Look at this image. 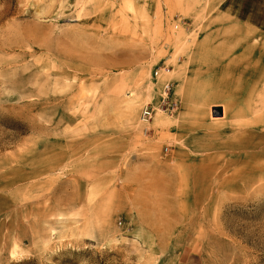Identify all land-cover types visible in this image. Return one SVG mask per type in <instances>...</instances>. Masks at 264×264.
<instances>
[{"label":"rangeland","instance_id":"rangeland-1","mask_svg":"<svg viewBox=\"0 0 264 264\" xmlns=\"http://www.w3.org/2000/svg\"><path fill=\"white\" fill-rule=\"evenodd\" d=\"M248 97L262 0H0V264H264V176L202 146Z\"/></svg>","mask_w":264,"mask_h":264},{"label":"crops","instance_id":"crops-1","mask_svg":"<svg viewBox=\"0 0 264 264\" xmlns=\"http://www.w3.org/2000/svg\"><path fill=\"white\" fill-rule=\"evenodd\" d=\"M264 2V0H262ZM247 121L242 126L227 124L217 125L216 128L203 129L204 147L208 149L217 147L219 154H233L234 167L240 171L243 186L259 184L261 176H264V117L262 122L257 120L254 100L247 98ZM232 126V127H231ZM177 130L171 129V133L177 134ZM216 139V144L212 141ZM259 186L253 190H259ZM264 188V187H263ZM249 196H243L246 198Z\"/></svg>","mask_w":264,"mask_h":264},{"label":"built area","instance_id":"built-area-1","mask_svg":"<svg viewBox=\"0 0 264 264\" xmlns=\"http://www.w3.org/2000/svg\"><path fill=\"white\" fill-rule=\"evenodd\" d=\"M166 87H169V84H167ZM141 119L145 122L150 121V119L152 118L153 114H154V109L153 106L149 103L144 105L141 108Z\"/></svg>","mask_w":264,"mask_h":264},{"label":"water","instance_id":"water-1","mask_svg":"<svg viewBox=\"0 0 264 264\" xmlns=\"http://www.w3.org/2000/svg\"><path fill=\"white\" fill-rule=\"evenodd\" d=\"M215 109H218V110L215 111L216 114H221V113H223V109H222L221 106H216ZM215 109H214V110H215Z\"/></svg>","mask_w":264,"mask_h":264},{"label":"bare ground","instance_id":"bare-ground-1","mask_svg":"<svg viewBox=\"0 0 264 264\" xmlns=\"http://www.w3.org/2000/svg\"><path fill=\"white\" fill-rule=\"evenodd\" d=\"M136 100H137V99H135V98L133 99V101H135V102H136ZM153 116H154V114H153ZM153 116H152V117H153ZM151 119H152V118H151Z\"/></svg>","mask_w":264,"mask_h":264}]
</instances>
